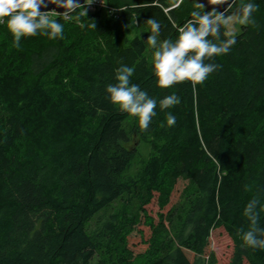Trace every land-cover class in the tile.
I'll list each match as a JSON object with an SVG mask.
<instances>
[{
  "label": "trees",
  "instance_id": "trees-1",
  "mask_svg": "<svg viewBox=\"0 0 264 264\" xmlns=\"http://www.w3.org/2000/svg\"><path fill=\"white\" fill-rule=\"evenodd\" d=\"M255 3L256 26L236 36L222 28L236 44L206 61L221 67L195 91L158 88L146 44L149 19L159 40L174 41L192 11H210L195 0H107L68 21L54 13L63 38L25 37L19 48L0 24V264H216L219 229L232 242L228 264H264V250L238 235L247 203L264 204V0ZM121 65L150 97L175 92V126L161 127L169 110L157 107L142 131L109 102ZM176 189L175 204L153 217V199L164 208ZM259 219L264 227V211ZM144 228L135 253L128 238Z\"/></svg>",
  "mask_w": 264,
  "mask_h": 264
},
{
  "label": "clouds",
  "instance_id": "clouds-1",
  "mask_svg": "<svg viewBox=\"0 0 264 264\" xmlns=\"http://www.w3.org/2000/svg\"><path fill=\"white\" fill-rule=\"evenodd\" d=\"M230 8L234 0H212ZM48 4H55L60 8L74 10L78 5L73 0H0V24L6 26L13 37V44L19 48L22 38L44 36L49 40L62 39L64 24L50 17L49 11L42 12ZM198 8H203L199 4ZM213 8L211 11L194 10L191 19L179 30L178 37L159 40L161 24L155 19L147 21L151 35L146 44L152 51L151 74L156 86L161 89H171L174 85L190 82L195 91L197 85H203L212 73L221 66L209 63L215 57L227 55L236 44L235 38L222 39V28L230 22L236 21L240 25L256 26L253 14L258 10L255 0L242 2L239 9L231 16ZM86 15V13H84ZM65 21L69 20V11L59 14ZM134 69L121 65L115 74L117 83L106 88L109 102L118 111L126 113L138 121L142 131H147L153 118L157 116L155 109L167 111L166 124L161 127L175 126L177 118L170 111L181 103L180 98L172 94L157 100L149 96L140 85L132 84ZM264 211V204L257 199L251 200L245 206L243 215L248 221V230L241 229L238 233L242 246L253 250H264V227H260V212Z\"/></svg>",
  "mask_w": 264,
  "mask_h": 264
},
{
  "label": "rangeland",
  "instance_id": "rangeland-1",
  "mask_svg": "<svg viewBox=\"0 0 264 264\" xmlns=\"http://www.w3.org/2000/svg\"><path fill=\"white\" fill-rule=\"evenodd\" d=\"M116 1L120 3H124V4H131L132 2L137 1V0H116ZM106 2L107 0H104V8L108 9L109 5L106 4ZM179 3H180V0H172L173 6ZM50 17L53 18V15L50 14ZM242 26L244 25H240L236 21L230 22L228 25H226V34L231 35V36H236L241 33ZM152 51L153 50L147 45V55L151 58V60H152ZM141 146H142V149H140L141 156H139L141 157V159L139 161H142V159L146 158V156L148 155V146L144 143H142ZM179 187H177V189H180ZM177 189L176 191L173 192L170 202L164 208H159V203L157 202L156 197H155L152 203L147 207L148 212L153 217H157L160 210L162 212H165L167 209H169L178 200L179 190ZM143 232H144V235L142 237H140L139 233L135 234L133 232L131 236H129L128 238L129 246H132L135 253L143 251L145 249L144 242L142 241L147 240L149 231L147 228H144ZM210 240H211L210 249L211 251H214L215 253L216 264H228L230 257H231V252H232V242L229 239V237L225 234L224 231L219 229L213 232ZM96 259L97 257L95 256L89 264H94L96 262Z\"/></svg>",
  "mask_w": 264,
  "mask_h": 264
},
{
  "label": "water",
  "instance_id": "water-1",
  "mask_svg": "<svg viewBox=\"0 0 264 264\" xmlns=\"http://www.w3.org/2000/svg\"><path fill=\"white\" fill-rule=\"evenodd\" d=\"M86 0H73L74 3L78 4L76 8L81 7L84 5ZM197 4L199 5L200 3L204 5L205 10H212L213 8H216L217 10L223 11L225 8H227V5H223L222 3H213L212 0H195ZM235 1V0H234ZM178 5V4H177ZM177 5L173 6L172 8L176 7ZM228 9V8H227ZM40 11L42 12H53L56 14H62L64 11H69L72 12L73 10H69L67 8H60L57 7L55 4H48L46 8H41Z\"/></svg>",
  "mask_w": 264,
  "mask_h": 264
},
{
  "label": "built area",
  "instance_id": "built-area-1",
  "mask_svg": "<svg viewBox=\"0 0 264 264\" xmlns=\"http://www.w3.org/2000/svg\"><path fill=\"white\" fill-rule=\"evenodd\" d=\"M81 7H85L88 11H94L97 7H104V0H86L84 5ZM49 14L54 13L49 12Z\"/></svg>",
  "mask_w": 264,
  "mask_h": 264
}]
</instances>
